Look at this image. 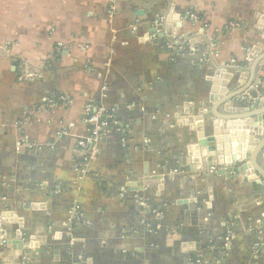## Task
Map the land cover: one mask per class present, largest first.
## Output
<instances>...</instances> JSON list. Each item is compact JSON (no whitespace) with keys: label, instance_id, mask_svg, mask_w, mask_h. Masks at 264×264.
I'll return each instance as SVG.
<instances>
[{"label":"crops","instance_id":"obj_1","mask_svg":"<svg viewBox=\"0 0 264 264\" xmlns=\"http://www.w3.org/2000/svg\"><path fill=\"white\" fill-rule=\"evenodd\" d=\"M170 12L172 41L155 32ZM259 16L264 0H0V217L16 220L0 264H264L263 188L193 165L197 123L181 121L208 109L219 68L238 88ZM255 82L251 99L263 66ZM88 104L112 120L86 162Z\"/></svg>","mask_w":264,"mask_h":264},{"label":"water","instance_id":"obj_2","mask_svg":"<svg viewBox=\"0 0 264 264\" xmlns=\"http://www.w3.org/2000/svg\"><path fill=\"white\" fill-rule=\"evenodd\" d=\"M264 26V17L259 16ZM181 16L170 12L166 17V27L173 35L176 34V25ZM163 34H160L162 37ZM246 70H236L238 88L228 91L221 83H226L232 77L225 74L223 69L215 72L213 86L208 97V109H201L196 114L187 116L181 120L183 124L196 122L198 145L188 148L190 162L197 168L201 167H225L228 172H236L246 177L248 181L263 188L264 191V100L252 98L249 101L239 100V96L245 94L255 82L256 73L260 66L264 67V50L259 54L251 52L247 57ZM222 77L224 82H222ZM248 106V107H246ZM210 122L212 136L204 138L202 120ZM200 147L210 150V157L202 158ZM214 148V151L213 149ZM208 150V151H209ZM215 152V153H214ZM186 161V160H185ZM184 162V161H183ZM1 223H15L9 214H1ZM4 235L0 230V239ZM20 234L16 232L17 238ZM175 239L174 236H169ZM15 244L16 242H7ZM0 243L1 242L0 240ZM37 247V244L29 242L28 247Z\"/></svg>","mask_w":264,"mask_h":264},{"label":"built area","instance_id":"obj_3","mask_svg":"<svg viewBox=\"0 0 264 264\" xmlns=\"http://www.w3.org/2000/svg\"><path fill=\"white\" fill-rule=\"evenodd\" d=\"M190 19L196 20L197 17L192 14L190 15ZM236 26L237 24L233 22H229L226 28L231 29ZM155 30L156 33H162L166 36H169V38H171L169 39V41H172V39L176 38L175 36L171 35V33L168 31L166 27L165 18L159 20ZM175 44L176 45L173 44L168 45L171 51H174L176 53L185 51L184 48L182 49V46L179 42H176ZM256 98L264 100V92H257ZM250 99L251 97L245 94L239 96V100L241 101H249ZM53 100L56 101L57 103H62V104L67 103V99L62 96H54ZM111 120H112L111 115H105V116L102 115V112L100 110H97L96 107H94L92 104H88L86 106L84 121L90 125V129L88 135L78 143V145L85 151L86 162L97 154L98 152L97 145L100 144L106 138ZM155 215L159 216L158 213H156Z\"/></svg>","mask_w":264,"mask_h":264},{"label":"rangeland","instance_id":"obj_4","mask_svg":"<svg viewBox=\"0 0 264 264\" xmlns=\"http://www.w3.org/2000/svg\"><path fill=\"white\" fill-rule=\"evenodd\" d=\"M169 31V30H168ZM184 47H182V49H183ZM188 51H193V48L191 47H189V49H188ZM182 54H184V52L182 51V52H180L177 56H179V55H182Z\"/></svg>","mask_w":264,"mask_h":264}]
</instances>
